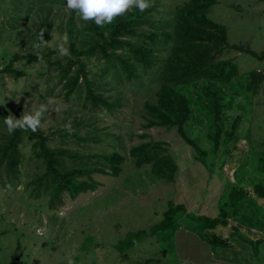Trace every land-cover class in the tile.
<instances>
[{
    "label": "rangeland",
    "instance_id": "rangeland-1",
    "mask_svg": "<svg viewBox=\"0 0 264 264\" xmlns=\"http://www.w3.org/2000/svg\"><path fill=\"white\" fill-rule=\"evenodd\" d=\"M13 1L0 0V69L13 55L37 54L45 52L47 47L57 50L71 13L65 6L33 2L30 16L18 24ZM186 1L151 0L150 7L167 13ZM216 1L209 16L227 28L230 44L248 46L258 54L263 52L264 1ZM75 19L76 25L81 27L83 21ZM45 31L48 37L41 43L39 36ZM235 55L242 74L237 81L242 86L246 84L247 71H264V60ZM56 59L64 61L65 56L57 52L50 60ZM12 66L22 70L24 75L15 79L0 73V107L20 118L23 113L34 114L41 104H46L48 111L41 119V130L50 133L64 129L63 125L70 121L71 132L81 137L90 133L99 140L86 143L69 137L62 141L63 147L89 149L92 155L119 152L126 161L118 177L95 174L93 178L99 183L95 191L80 194L75 199L63 195L62 203L50 209L48 193L42 189L36 196L34 185L28 184L43 174L44 166L32 157L30 144L24 139L20 175L16 179L9 176L7 187L2 186L6 180L5 165L0 166V264H67L70 255L74 264H179L183 256L198 259L200 264H212L214 256L209 252L221 256L223 264L252 263L253 260L264 264V198L246 193L242 200L239 196L235 198V194L233 202L229 196L234 187L244 191H251L257 185L264 187L263 91L257 95L244 92L235 97V109L228 116L241 115L242 137L224 161L210 154L207 134L212 130L208 124L198 122L192 126L189 136L199 139L209 152L208 162H213L211 171H207L194 164L193 149L175 130L142 129L143 105L155 101L157 84L153 82V74L157 67L147 73L139 70L137 79L132 83L123 79L113 91H110L113 84L103 86L100 92L111 100L121 94L122 105L111 113L101 112L95 117L90 112L69 109L77 102L74 97L71 105H62L61 85L54 66L46 62L27 64L23 59H16ZM201 104L198 100L195 107ZM69 110L70 116L63 114ZM204 116L197 109L196 118L204 121ZM75 118L91 126L75 128L72 124ZM6 133L1 127L0 144L4 143ZM144 133L149 135L146 141L152 139L168 145L166 148L181 174L175 181L155 179L147 167L139 170L133 166L128 152L142 141L140 136ZM55 138L61 139L58 135ZM171 204H182L189 216L176 214L179 226L175 231L171 227L164 232H150L153 226L164 221V213ZM199 215L224 219L225 223L208 231ZM141 231L147 233L143 235ZM136 233L140 236L135 237ZM206 233L227 239L233 246L223 249L210 244L213 249L202 246L197 251L198 239L194 242L196 248L191 239L198 235L207 244L211 237ZM131 240L133 246H129ZM226 259L230 263L223 262Z\"/></svg>",
    "mask_w": 264,
    "mask_h": 264
},
{
    "label": "trees",
    "instance_id": "trees-1",
    "mask_svg": "<svg viewBox=\"0 0 264 264\" xmlns=\"http://www.w3.org/2000/svg\"><path fill=\"white\" fill-rule=\"evenodd\" d=\"M33 2L40 5H66V0H14L13 11L18 24L30 16ZM216 3V0H187L167 13L155 7H149L144 12L133 8L104 27H98L94 22H83L78 27L75 23L76 14L71 12L65 24L70 56H65L64 61H51L57 50L48 47L45 52L37 54L29 53L22 57L13 55L0 69V73L19 79L24 72L13 68L12 63L16 59H23L27 64L46 62L56 68L62 105H71L70 101L74 97L77 102L69 109L73 112L77 109L90 112L96 117V114L111 113L122 105L121 94L111 100L100 92L103 86L113 84L110 89L113 91L123 79L128 83L137 79L139 70L147 73L157 67L153 74V82L157 84L155 101L143 105L142 129L175 130L181 140L193 149L194 164L211 171L213 162H208L209 152L201 146L199 139L189 136L192 126L198 122L208 124L212 130L207 134L210 154L224 161L242 137L239 131L241 115L228 116L235 109V97L244 92L257 95L261 90L264 93V71H247L244 75L245 86L237 81L242 74L235 55L244 54L263 61L264 51L258 54L248 46L231 45L227 28L209 16ZM24 11L25 15L22 16ZM41 37L42 40L46 39L48 31L39 36V42ZM38 57H42V62ZM198 100H201L202 106L196 108ZM197 109L205 115L204 121L196 118ZM69 112L63 114L70 116ZM8 115L19 118L0 107V129L4 127L6 132L4 118ZM72 124L75 128L91 126L77 118L73 119ZM56 135L61 139L55 140ZM69 137L78 142L99 141L90 133L81 137L63 128L50 133L40 127L35 133L16 130L9 135L7 132L4 143L0 144V166L5 165L6 175L2 186L9 185V176L16 179L20 175L19 166L23 157L21 145L24 139L30 144L32 157L40 160L44 166L43 174L28 184L34 185L36 196L42 189L48 193L50 209L62 203L63 195L75 199L80 194L95 191L99 186L93 178L95 174L112 177L121 174L126 161L121 153L102 152L92 155L89 149L79 151L63 147L62 141ZM148 137L142 134V141L129 149L128 156L133 166L139 170L147 167L155 179L168 183L175 181L181 174L166 148L168 145L163 141H146ZM246 193H253L254 197L262 199L264 187L257 185L251 191L234 187L229 196L232 201L238 196L244 200ZM176 214L189 216L182 204H171V208L164 213V221L153 226L150 232H164L171 227L175 231L178 227ZM198 218L203 220L208 231L217 224L225 223L224 219H210L200 215ZM139 233L145 235L147 232ZM207 235L211 237L207 240L209 244L230 247L227 239L214 233ZM139 236L135 234V237ZM129 246H133V240L129 241Z\"/></svg>",
    "mask_w": 264,
    "mask_h": 264
},
{
    "label": "clouds",
    "instance_id": "clouds-1",
    "mask_svg": "<svg viewBox=\"0 0 264 264\" xmlns=\"http://www.w3.org/2000/svg\"><path fill=\"white\" fill-rule=\"evenodd\" d=\"M151 6V0H66V9L74 12L76 17L87 23L94 22L98 27H104L111 24L120 16L125 15L130 9L136 8L140 12L146 11ZM68 36L65 34L60 38L56 45L57 52L60 56H70ZM41 43H43L41 37ZM39 46V45H37ZM42 62V57H38ZM48 111L46 104H41L34 114L23 113L20 118L8 115L4 118V124L9 135L16 130L24 132L31 131L35 133L41 124V119ZM64 129L71 133V122L63 125ZM74 255V253L72 254ZM67 264H74L71 255L68 257Z\"/></svg>",
    "mask_w": 264,
    "mask_h": 264
},
{
    "label": "crops",
    "instance_id": "crops-1",
    "mask_svg": "<svg viewBox=\"0 0 264 264\" xmlns=\"http://www.w3.org/2000/svg\"><path fill=\"white\" fill-rule=\"evenodd\" d=\"M178 226H179V224H178ZM194 236L195 235L192 234V237H194ZM197 239H198V243H199L198 246H197V251H199L198 247L200 248L202 246L210 247V249H213V247L209 246L210 245L209 242L207 244H205L204 243V240L201 237H199L198 235L195 236V239L194 238L191 239L192 240L191 244L194 246V248H196V244L194 242ZM229 243H230V247L233 246V244L230 241H229ZM223 249H226V248H223ZM196 255H197V253H196ZM209 255H211V256L213 255L214 256V259H212V264H223L222 263V260H221L222 259L221 256L216 255L213 252H209ZM253 255L256 256V255H258V253L257 254L254 253ZM223 262L230 263L228 259L223 260ZM190 263L191 264H200V262H198V259H196V261H194V260H190L189 258H186L185 256H183V258H181L179 260V264H190ZM237 264H258V263H256L253 260L252 263H248V262H246V263L245 262L239 263V262H237Z\"/></svg>",
    "mask_w": 264,
    "mask_h": 264
}]
</instances>
